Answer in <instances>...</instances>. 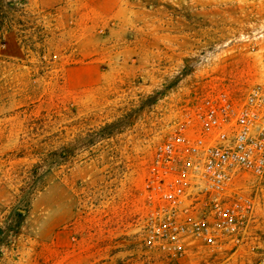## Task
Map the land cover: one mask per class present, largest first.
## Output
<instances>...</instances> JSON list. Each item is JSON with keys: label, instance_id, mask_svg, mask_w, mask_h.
<instances>
[{"label": "rangeland", "instance_id": "374dc122", "mask_svg": "<svg viewBox=\"0 0 264 264\" xmlns=\"http://www.w3.org/2000/svg\"><path fill=\"white\" fill-rule=\"evenodd\" d=\"M256 85L264 0H0V264H264V183L236 247L171 241L150 197L183 108Z\"/></svg>", "mask_w": 264, "mask_h": 264}, {"label": "built area", "instance_id": "2783aa9c", "mask_svg": "<svg viewBox=\"0 0 264 264\" xmlns=\"http://www.w3.org/2000/svg\"><path fill=\"white\" fill-rule=\"evenodd\" d=\"M151 174V219L171 241L193 234L210 246H238L253 204L237 185L264 183V86L239 101L210 91L184 107L154 149Z\"/></svg>", "mask_w": 264, "mask_h": 264}, {"label": "trees", "instance_id": "16d2710c", "mask_svg": "<svg viewBox=\"0 0 264 264\" xmlns=\"http://www.w3.org/2000/svg\"><path fill=\"white\" fill-rule=\"evenodd\" d=\"M35 171H37V168H35Z\"/></svg>", "mask_w": 264, "mask_h": 264}]
</instances>
